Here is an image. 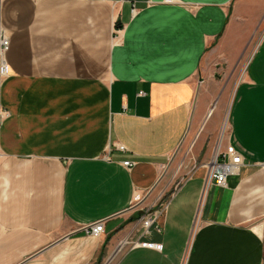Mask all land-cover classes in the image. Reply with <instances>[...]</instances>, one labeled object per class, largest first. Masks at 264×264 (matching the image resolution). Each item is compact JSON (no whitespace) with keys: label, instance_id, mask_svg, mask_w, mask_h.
I'll use <instances>...</instances> for the list:
<instances>
[{"label":"crops","instance_id":"obj_1","mask_svg":"<svg viewBox=\"0 0 264 264\" xmlns=\"http://www.w3.org/2000/svg\"><path fill=\"white\" fill-rule=\"evenodd\" d=\"M263 19L264 0H0V264H264V37L216 146L242 156L227 186L202 163L150 203L216 112L203 62L236 57ZM144 206L162 211L146 235Z\"/></svg>","mask_w":264,"mask_h":264},{"label":"rangeland","instance_id":"obj_2","mask_svg":"<svg viewBox=\"0 0 264 264\" xmlns=\"http://www.w3.org/2000/svg\"><path fill=\"white\" fill-rule=\"evenodd\" d=\"M263 37L264 19L262 23L257 25L251 38L245 41V46L236 57H228V59L219 58L217 60H212L211 62H203L199 76L200 78H203L204 81L202 84L204 91L202 106L206 110L205 114L207 112L209 113V110L213 108L214 105L216 106V112L209 117L206 124L203 122L197 133L190 137L177 151L172 166L167 171L163 183L165 194L161 199L159 198V200L150 199L151 205H160L161 203L165 205L170 195L200 164L204 163L210 169L209 165L214 157L220 133L224 129L226 115L230 112L236 88L242 81L253 54L260 45ZM228 129L229 124L225 136L227 135ZM206 136L207 139L203 145L204 147L201 148L202 150L197 151L198 144L196 145V141L199 139L201 141ZM140 203L142 204V201L138 200L134 204L136 209ZM146 208L148 207H145V210L137 211L142 214L147 210Z\"/></svg>","mask_w":264,"mask_h":264},{"label":"built area","instance_id":"obj_3","mask_svg":"<svg viewBox=\"0 0 264 264\" xmlns=\"http://www.w3.org/2000/svg\"><path fill=\"white\" fill-rule=\"evenodd\" d=\"M0 46H1V55H0V77H7L10 74V68L8 62L6 61L4 54L10 48V39L7 37L2 31H0ZM8 113L2 109H0V122L6 117ZM119 150L126 151V146L123 144H119L117 146ZM242 163V156L237 151L230 149L228 151H224L220 148L214 165L210 168L209 178L210 181H213L219 187H226L228 183V176L234 170H236L239 165ZM124 165L126 167H132L133 163L130 161H125ZM162 211L148 208L144 213L140 215L139 222L140 226L143 229V233L146 235L150 233L151 229L156 225V221ZM88 232L91 236L95 238H100L105 232V221L100 220L95 223H92L88 228ZM257 233V232H256ZM136 245L156 248L159 250L163 249L162 244L152 243L149 241L137 242ZM109 264V263H105Z\"/></svg>","mask_w":264,"mask_h":264},{"label":"water","instance_id":"obj_4","mask_svg":"<svg viewBox=\"0 0 264 264\" xmlns=\"http://www.w3.org/2000/svg\"><path fill=\"white\" fill-rule=\"evenodd\" d=\"M123 246L124 245H119V247L115 250V252L113 253V255L110 257V259H109V261L116 255V253L118 252V251H120L122 248H123Z\"/></svg>","mask_w":264,"mask_h":264},{"label":"bare ground","instance_id":"obj_5","mask_svg":"<svg viewBox=\"0 0 264 264\" xmlns=\"http://www.w3.org/2000/svg\"><path fill=\"white\" fill-rule=\"evenodd\" d=\"M214 156H215V154H214ZM216 156H217V155H216ZM216 156L213 157V159H212L213 161L210 162V163H211V164H210V168L214 165V163H215V159H216Z\"/></svg>","mask_w":264,"mask_h":264}]
</instances>
